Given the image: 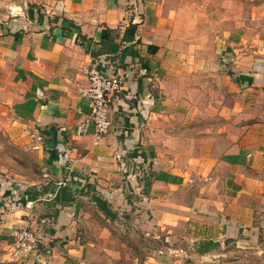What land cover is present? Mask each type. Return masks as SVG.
<instances>
[{
  "label": "crops",
  "instance_id": "0c3cea01",
  "mask_svg": "<svg viewBox=\"0 0 264 264\" xmlns=\"http://www.w3.org/2000/svg\"><path fill=\"white\" fill-rule=\"evenodd\" d=\"M33 3L0 20V133L28 143L44 172L13 180L0 169V264H103L77 235L88 187L125 202L130 221L161 240L132 264H246L252 253L263 262L264 0L249 1L231 30L205 13L224 0ZM94 65L139 96L115 100L114 128L99 140L80 134L91 111L83 69ZM140 65L155 87L133 78ZM58 181L76 190L66 207L55 204ZM17 200L34 208L14 211ZM27 226L56 253L12 258L9 234Z\"/></svg>",
  "mask_w": 264,
  "mask_h": 264
},
{
  "label": "rangeland",
  "instance_id": "374dc122",
  "mask_svg": "<svg viewBox=\"0 0 264 264\" xmlns=\"http://www.w3.org/2000/svg\"><path fill=\"white\" fill-rule=\"evenodd\" d=\"M34 1L0 0V20L7 14L9 16H11V13L13 15H19L22 9L26 10L33 6ZM183 1L192 2V0ZM193 1L202 4L204 0ZM249 1L252 2V0H224V5L219 7L215 3H209L212 6H209V12L207 11L205 13L214 19L216 18L215 13L217 11L223 14L224 25H226L227 29L231 30L237 25L234 24L233 17L237 12L242 13L248 11ZM196 3V6L193 8L196 7L197 11H200L202 6H197ZM16 17L14 16V18ZM212 21L211 19L208 22L206 21L204 24L206 28H203L206 29L204 32L206 33L208 31L211 36L215 32L216 26ZM31 153L32 151L29 149L28 143H14L4 134L0 133V169L5 171L8 176H11L13 180L15 179L14 176H17L16 179L20 180V177H28L31 179H34L36 176L42 177L44 172L42 170V162L44 159H37ZM81 195L77 201L81 207V212L79 213L80 218L79 216L77 217V220L79 219L77 221V235L82 239V242L93 245L91 247V255L94 258L96 257L97 263L132 264L130 260L136 257L144 260L147 254L158 252V250L163 248L161 240H153L151 238L153 233L149 235L139 229L140 223L138 221L140 220L137 222V219L133 222L130 221V207L125 206V202L115 207L105 201L110 212L116 214L114 218L112 215L103 211L98 202L95 201V197L102 198L101 192L97 189L88 187ZM134 208L139 209L140 207L135 205ZM261 236L264 237L263 229ZM243 259L246 264H264V261H259L253 253L243 256Z\"/></svg>",
  "mask_w": 264,
  "mask_h": 264
},
{
  "label": "built area",
  "instance_id": "2783aa9c",
  "mask_svg": "<svg viewBox=\"0 0 264 264\" xmlns=\"http://www.w3.org/2000/svg\"><path fill=\"white\" fill-rule=\"evenodd\" d=\"M88 83L80 89V94L88 100L91 111L89 115L80 123V134L87 135L93 130V136L96 140L103 138L109 134L114 128L112 118L113 104L119 97L126 102H139L138 93L133 90L124 88V80L120 73H110L103 68L94 65L83 69ZM133 78L149 79L151 88L155 87L152 83L154 77L153 71L148 67L140 65V67L131 66ZM152 81V82H151ZM136 82V80H135ZM59 187H65L62 181L56 183ZM34 202L26 200L22 202L17 200L12 206V210H27L34 208ZM43 224L50 222L48 218L41 221ZM11 238V255L16 260L28 258L36 252H42L46 256H52L56 253V248L42 235H39L33 229L27 227H19L10 232Z\"/></svg>",
  "mask_w": 264,
  "mask_h": 264
},
{
  "label": "trees",
  "instance_id": "16d2710c",
  "mask_svg": "<svg viewBox=\"0 0 264 264\" xmlns=\"http://www.w3.org/2000/svg\"><path fill=\"white\" fill-rule=\"evenodd\" d=\"M137 156H138L137 152H134L133 157L136 158ZM52 191H53V193L56 192L55 204L61 205L62 207H66V205H68L74 201V194H75L76 190H74L73 187H71V186L66 185L64 188H61L58 192L56 191L55 188ZM35 199H37V198H35ZM95 201L98 202V204L101 206L103 211H105L107 214L112 215V213L108 209L107 202L102 201L98 197H95ZM208 245H209V243L201 244V246H203L205 248V250H207ZM200 252H204V251L200 249Z\"/></svg>",
  "mask_w": 264,
  "mask_h": 264
}]
</instances>
